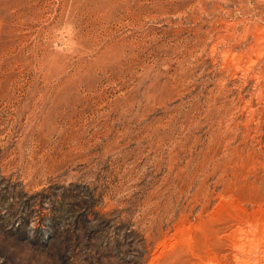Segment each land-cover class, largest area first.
Instances as JSON below:
<instances>
[{
  "label": "rangeland",
  "instance_id": "1",
  "mask_svg": "<svg viewBox=\"0 0 264 264\" xmlns=\"http://www.w3.org/2000/svg\"><path fill=\"white\" fill-rule=\"evenodd\" d=\"M240 226L264 0H0V264H227Z\"/></svg>",
  "mask_w": 264,
  "mask_h": 264
},
{
  "label": "bare ground",
  "instance_id": "2",
  "mask_svg": "<svg viewBox=\"0 0 264 264\" xmlns=\"http://www.w3.org/2000/svg\"><path fill=\"white\" fill-rule=\"evenodd\" d=\"M242 226L238 227L237 230L235 229L231 236V242L233 241L231 248L234 254L231 262L227 264H264V237L257 233L256 227H254L255 229L252 228L253 231H246ZM262 227L264 228V226ZM220 264H226V262L221 261Z\"/></svg>",
  "mask_w": 264,
  "mask_h": 264
}]
</instances>
